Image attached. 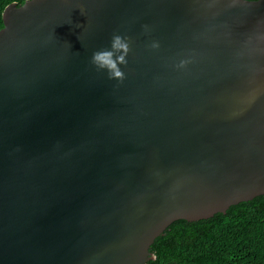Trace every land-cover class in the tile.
I'll list each match as a JSON object with an SVG mask.
<instances>
[{"label": "water", "instance_id": "water-1", "mask_svg": "<svg viewBox=\"0 0 264 264\" xmlns=\"http://www.w3.org/2000/svg\"><path fill=\"white\" fill-rule=\"evenodd\" d=\"M2 20L0 264H145L174 221L264 193V0H25ZM117 32L123 84L90 64Z\"/></svg>", "mask_w": 264, "mask_h": 264}, {"label": "trees", "instance_id": "trees-1", "mask_svg": "<svg viewBox=\"0 0 264 264\" xmlns=\"http://www.w3.org/2000/svg\"><path fill=\"white\" fill-rule=\"evenodd\" d=\"M0 0L2 12L11 2ZM145 264H264V193L196 221L176 220L150 247Z\"/></svg>", "mask_w": 264, "mask_h": 264}, {"label": "clouds", "instance_id": "clouds-1", "mask_svg": "<svg viewBox=\"0 0 264 264\" xmlns=\"http://www.w3.org/2000/svg\"><path fill=\"white\" fill-rule=\"evenodd\" d=\"M141 27L145 34L151 32V27L148 24H143ZM131 45V37L127 34L114 33L108 47L93 51L90 64L96 72L106 73L109 80L123 84L127 78L124 69L128 66V57L132 51ZM146 47L149 51L158 52L161 48V42L158 39H152ZM189 63V60L181 59L173 63L172 67L177 71H183Z\"/></svg>", "mask_w": 264, "mask_h": 264}]
</instances>
